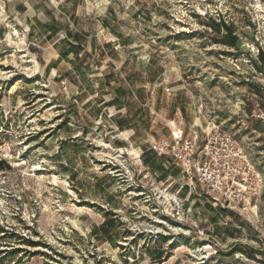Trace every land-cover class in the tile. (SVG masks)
<instances>
[{
	"label": "rangeland",
	"instance_id": "obj_1",
	"mask_svg": "<svg viewBox=\"0 0 264 264\" xmlns=\"http://www.w3.org/2000/svg\"><path fill=\"white\" fill-rule=\"evenodd\" d=\"M262 53L264 0H0V264H264V187L165 153L225 130L264 180Z\"/></svg>",
	"mask_w": 264,
	"mask_h": 264
},
{
	"label": "built area",
	"instance_id": "obj_2",
	"mask_svg": "<svg viewBox=\"0 0 264 264\" xmlns=\"http://www.w3.org/2000/svg\"><path fill=\"white\" fill-rule=\"evenodd\" d=\"M258 75L264 87V74L258 71ZM246 116L264 123V107L256 103ZM168 127L172 145L165 153L185 168L190 179L195 178L202 188L213 193L215 200L227 202L230 209L256 214L263 176L255 170L234 134L210 129L201 139H189L174 120L168 122Z\"/></svg>",
	"mask_w": 264,
	"mask_h": 264
},
{
	"label": "trees",
	"instance_id": "obj_3",
	"mask_svg": "<svg viewBox=\"0 0 264 264\" xmlns=\"http://www.w3.org/2000/svg\"><path fill=\"white\" fill-rule=\"evenodd\" d=\"M213 25H214L213 27H215L216 23L213 24ZM222 26L225 29V33H226V36L224 37V42H226L229 45H235L236 41H237V36L234 34V32L231 29V27L226 25V24H224ZM260 57L263 59L264 58V54L263 53L260 54ZM255 67H257L256 63H255ZM101 225H102V227H106V226L107 227L108 226L112 227L113 226V224L111 222H107V220L105 222H103ZM105 231H107V230H105Z\"/></svg>",
	"mask_w": 264,
	"mask_h": 264
},
{
	"label": "crops",
	"instance_id": "obj_4",
	"mask_svg": "<svg viewBox=\"0 0 264 264\" xmlns=\"http://www.w3.org/2000/svg\"><path fill=\"white\" fill-rule=\"evenodd\" d=\"M262 60H264V58ZM262 68H264V66H262ZM260 95H261V101L264 103V88L262 90H260ZM256 121H257V123H256L257 125H256V129L255 130H258L257 131L258 134L262 135L264 137V123L263 124H259L261 122H259L258 120H256Z\"/></svg>",
	"mask_w": 264,
	"mask_h": 264
},
{
	"label": "bare ground",
	"instance_id": "obj_5",
	"mask_svg": "<svg viewBox=\"0 0 264 264\" xmlns=\"http://www.w3.org/2000/svg\"><path fill=\"white\" fill-rule=\"evenodd\" d=\"M130 153L133 154V153H135V152L133 151V149H131V150H130ZM165 196H166L167 199L169 198L168 195H165Z\"/></svg>",
	"mask_w": 264,
	"mask_h": 264
}]
</instances>
